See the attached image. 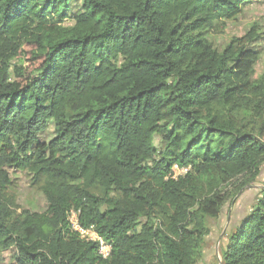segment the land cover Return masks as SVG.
<instances>
[{"label": "trees", "instance_id": "trees-1", "mask_svg": "<svg viewBox=\"0 0 264 264\" xmlns=\"http://www.w3.org/2000/svg\"><path fill=\"white\" fill-rule=\"evenodd\" d=\"M255 1L0 0V254L197 264L208 221L264 163L256 27L221 51L206 37ZM175 167L187 170L174 177ZM10 170L30 174L44 211L17 213ZM70 211L107 257L71 228ZM220 264H264V188Z\"/></svg>", "mask_w": 264, "mask_h": 264}, {"label": "rangeland", "instance_id": "rangeland-1", "mask_svg": "<svg viewBox=\"0 0 264 264\" xmlns=\"http://www.w3.org/2000/svg\"><path fill=\"white\" fill-rule=\"evenodd\" d=\"M78 4H72L70 13L75 11ZM256 27L257 38L251 44L257 53L258 60L252 73L257 78L264 73V0L249 2L244 5L243 11L234 20L225 21L222 32H208L206 37L214 48L221 51L232 38H239L244 35L252 26ZM51 128H48L40 135V138L48 140L51 137ZM158 145V138L155 139ZM12 183L7 191L16 199L18 205L17 213L21 209L35 210L42 212L46 209L47 201L44 195L31 187V176L27 172L10 170ZM264 188V163L258 177L249 185L241 189L236 196L228 201L223 207L222 213L217 219H210L211 232L205 238L203 246V257L197 264H219L220 249L226 242V235L232 231L239 220L250 210L255 203L260 189ZM92 191L99 197L104 195L100 188ZM12 251L5 250L0 254V264H12Z\"/></svg>", "mask_w": 264, "mask_h": 264}, {"label": "built area", "instance_id": "built-area-1", "mask_svg": "<svg viewBox=\"0 0 264 264\" xmlns=\"http://www.w3.org/2000/svg\"><path fill=\"white\" fill-rule=\"evenodd\" d=\"M175 173L173 174V176L175 177L177 174H181L186 172L187 168H181L178 169L177 167H175ZM68 221L71 225V228L73 230H75L76 232L79 233L80 237L82 239H86V240H94L96 242H98L99 245V253L103 256V257H107L110 251V246L108 244H106L101 237H99L95 231L92 228H84L82 227L77 219V212L75 211H70L69 216H68Z\"/></svg>", "mask_w": 264, "mask_h": 264}, {"label": "water", "instance_id": "water-1", "mask_svg": "<svg viewBox=\"0 0 264 264\" xmlns=\"http://www.w3.org/2000/svg\"><path fill=\"white\" fill-rule=\"evenodd\" d=\"M219 264H220V261H219Z\"/></svg>", "mask_w": 264, "mask_h": 264}]
</instances>
